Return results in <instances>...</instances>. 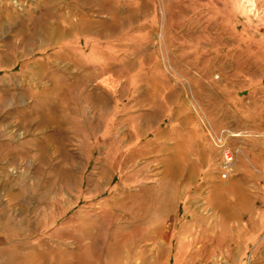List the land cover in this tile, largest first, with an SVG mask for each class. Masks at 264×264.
Listing matches in <instances>:
<instances>
[{
    "label": "rangeland",
    "instance_id": "374dc122",
    "mask_svg": "<svg viewBox=\"0 0 264 264\" xmlns=\"http://www.w3.org/2000/svg\"><path fill=\"white\" fill-rule=\"evenodd\" d=\"M263 210L264 0H0V264H264Z\"/></svg>",
    "mask_w": 264,
    "mask_h": 264
},
{
    "label": "crops",
    "instance_id": "0c3cea01",
    "mask_svg": "<svg viewBox=\"0 0 264 264\" xmlns=\"http://www.w3.org/2000/svg\"><path fill=\"white\" fill-rule=\"evenodd\" d=\"M176 148H175V145H168V150L166 151V153L168 152V156H170L172 159L174 158V157H176V156H179L178 154L180 153L179 151L178 152H176V150H175ZM264 211V210H263ZM252 216H253V214H250V218L248 219L249 221H251L252 222V220L253 221H255L253 218H252ZM252 225H255V226H253V230H251L250 231V234H252V239H249V240H244V242H247V241H251V240H254L255 238H257L256 239V241L257 240H260V236H261V231L263 230V225H264V214H262V216L261 217H259V219H258V222L257 223H255V222H253V224ZM251 225V226H252ZM245 227H247L246 226V224H245ZM258 236V237H257Z\"/></svg>",
    "mask_w": 264,
    "mask_h": 264
},
{
    "label": "built area",
    "instance_id": "2783aa9c",
    "mask_svg": "<svg viewBox=\"0 0 264 264\" xmlns=\"http://www.w3.org/2000/svg\"><path fill=\"white\" fill-rule=\"evenodd\" d=\"M222 136L224 138V135H222ZM222 136H221L220 140H218L219 142H221ZM230 136L233 137V136H235V134H231ZM223 159H224V170H226V173H228L229 170H227V168H228L229 165H231V162L233 160L232 153L229 150H225L223 152ZM223 177H225V176H223Z\"/></svg>",
    "mask_w": 264,
    "mask_h": 264
},
{
    "label": "bare ground",
    "instance_id": "6f19581e",
    "mask_svg": "<svg viewBox=\"0 0 264 264\" xmlns=\"http://www.w3.org/2000/svg\"><path fill=\"white\" fill-rule=\"evenodd\" d=\"M216 190V189H215ZM215 192V191H214ZM229 193H231V192H229Z\"/></svg>",
    "mask_w": 264,
    "mask_h": 264
}]
</instances>
